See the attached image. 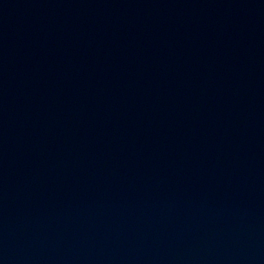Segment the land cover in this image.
Listing matches in <instances>:
<instances>
[{
	"label": "water",
	"instance_id": "water-1",
	"mask_svg": "<svg viewBox=\"0 0 264 264\" xmlns=\"http://www.w3.org/2000/svg\"><path fill=\"white\" fill-rule=\"evenodd\" d=\"M0 264H264V0H194L7 146Z\"/></svg>",
	"mask_w": 264,
	"mask_h": 264
}]
</instances>
